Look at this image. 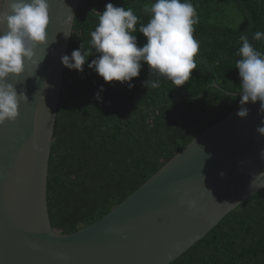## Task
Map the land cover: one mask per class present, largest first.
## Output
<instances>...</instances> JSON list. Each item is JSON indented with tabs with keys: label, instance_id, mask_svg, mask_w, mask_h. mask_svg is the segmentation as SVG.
I'll return each instance as SVG.
<instances>
[{
	"label": "trees",
	"instance_id": "16d2710c",
	"mask_svg": "<svg viewBox=\"0 0 264 264\" xmlns=\"http://www.w3.org/2000/svg\"><path fill=\"white\" fill-rule=\"evenodd\" d=\"M154 2L82 0L68 55L81 44L84 50L91 47L90 33L107 3L132 8L138 29L150 19L145 6ZM190 2L199 17L193 36L200 47L196 68L183 86L150 77L143 62L133 87L106 83L88 67L98 54L88 58L83 72L65 67L48 181L54 230L72 234L96 223L196 137L240 108L239 37L247 35L253 48L264 53V39H253L255 32H264V0ZM134 34L142 47L146 38ZM149 79L159 80V87H145L142 82ZM171 264H264V189Z\"/></svg>",
	"mask_w": 264,
	"mask_h": 264
},
{
	"label": "water",
	"instance_id": "95a60500",
	"mask_svg": "<svg viewBox=\"0 0 264 264\" xmlns=\"http://www.w3.org/2000/svg\"><path fill=\"white\" fill-rule=\"evenodd\" d=\"M81 2L48 0L49 45L35 49L37 60L45 58L38 68L26 62L20 82L9 81L28 102L0 126V264H169V256L171 264L264 189L260 101L245 105L246 118L237 116L239 108L196 137L96 223L72 234L54 230L48 181L61 57ZM5 30L0 26V34Z\"/></svg>",
	"mask_w": 264,
	"mask_h": 264
},
{
	"label": "clouds",
	"instance_id": "9594fccd",
	"mask_svg": "<svg viewBox=\"0 0 264 264\" xmlns=\"http://www.w3.org/2000/svg\"><path fill=\"white\" fill-rule=\"evenodd\" d=\"M49 11L48 0H0V26L6 28L0 34V126L6 121L14 122L19 115V103L28 102L27 96L18 94L15 84L9 81L20 82L18 78L23 75L26 62L38 68L45 58L46 52L37 60L35 49L49 45L46 31L50 23ZM144 11L150 13V19L137 29L139 17L132 8L107 3L105 10L99 12L98 25L90 33L91 47L84 50L81 44L70 56H62L61 63L69 70L83 72L88 58L98 54L88 67L106 83L117 81L131 88L134 86L131 81L139 76L143 62L149 66L150 77L162 76L176 87L183 86L196 68L194 57L200 47L193 36L194 25L199 22L196 8L190 0H155L145 6ZM137 31L147 41L142 47L137 46L134 34ZM239 39L242 42L238 50L241 58L236 61L235 68L242 91L237 116L244 119L248 116L245 105L249 102L260 101V110L264 113V53L253 48L247 35H241ZM253 39H264V32H255ZM142 83L147 88L159 87V80L149 79ZM95 98L101 99L100 92ZM261 124L256 131L264 136V121ZM260 157L264 159V150ZM171 259L169 256V264Z\"/></svg>",
	"mask_w": 264,
	"mask_h": 264
}]
</instances>
